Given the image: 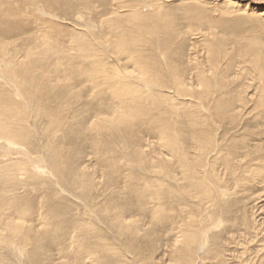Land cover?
I'll list each match as a JSON object with an SVG mask.
<instances>
[{"label":"bare ground","instance_id":"bare-ground-1","mask_svg":"<svg viewBox=\"0 0 264 264\" xmlns=\"http://www.w3.org/2000/svg\"><path fill=\"white\" fill-rule=\"evenodd\" d=\"M1 2L3 1L0 0V4ZM82 2L87 8L88 2ZM124 2L125 5L122 4L123 0L118 3L126 10L123 13L124 20L118 15L121 14L118 11L120 8L112 9L110 14L113 16L104 18L106 27L112 30V37L98 40L99 48L90 38L87 40L89 36L86 33H81L82 38L77 37L75 40L76 53L68 58V64L62 69L72 80L89 82L92 92L89 95L94 101V106L90 114L87 113L81 118L72 113V105L67 98L73 83L60 85L58 89L51 84V73L56 74L57 82L63 79V76L58 74L59 71L56 72L58 66L63 64L60 60L56 62L53 70L48 71L43 66L45 59H37L31 65L40 73H33L32 67L16 60L14 52V55L10 54L9 49L0 44L2 75L6 77V83H10L9 86L14 88V91H9L6 85L0 88V142L6 147H2L1 151L16 149L25 157L21 158L24 159L22 161L10 159L11 155L8 153L3 157L0 155V185L12 186L14 191L17 190L11 194L12 199L20 201L21 189L25 192L30 188L32 192L36 191L32 184L34 181L30 177L37 178L42 184L44 179L53 182L49 172V176H44L45 168L36 169L33 166V162L43 163L45 160L58 180H54L55 183H47L50 187L45 188L46 193L49 190L51 192L49 197L45 194V198L60 197L57 192L51 197L52 192L58 191L60 185L70 193L69 195L79 194L85 199L79 202L80 206L75 207V221L69 218L46 222L38 231L35 230L36 225L34 227L32 221H28L29 216L22 217L24 222L15 223L9 217L5 221L6 231L13 237L20 236L18 240H15V237L5 242L12 254L16 252V264H24L23 260L27 264H45L46 250L41 249V240L57 237L62 228V236L53 244L58 247L56 256L51 258L53 264H153L157 242H168L173 232L174 235L177 234L176 242L184 238L189 244L185 248H176V255H171L170 259H173L175 264L202 263L204 255L202 258L192 257L195 240L201 236L202 215L208 217L200 212V207L202 203H209L207 206L215 209L220 197L210 184V181H219L217 178H211L215 173L212 168L218 159H209V162H199L198 159L203 160L204 146L215 140L213 136L210 138L215 123L227 119L231 123L238 118V113L234 116V108L230 107V98L220 101L218 95L234 91L241 85L244 88L245 85L247 88L251 87L253 81L228 79L233 59L227 57L225 51L220 48L222 44L217 45L207 38L204 41L208 55L207 69L198 65L190 68L184 66L186 61H182L181 49H171L180 33L175 31L171 15L162 14V3L159 0ZM98 16L103 17V14ZM162 17L161 22L159 19ZM235 19L246 21L244 17ZM214 21L212 24L216 23ZM220 26L222 24H219ZM11 32V27L0 26V37L3 39L9 38ZM258 45L256 43L254 47L249 48L251 51H243L244 55L251 57L250 71L255 73L259 68V71H262L258 74L256 88L260 90L255 99L256 105L253 106V109L257 110L264 107L261 105L264 103V49ZM136 46L138 48L134 51ZM115 55H121L125 60ZM253 55L255 58L252 59ZM107 57L111 58L112 62ZM260 62L263 65L259 67ZM179 63L183 64V67ZM192 75L201 90H197L193 83H190ZM14 79L19 81L18 84L11 83ZM243 91L245 90L240 92ZM184 97H188V101L180 102V98ZM20 98L25 100V107H28L25 111L16 101ZM244 106L243 104L240 108ZM179 119L184 121L182 126L179 125ZM144 125L148 126L146 133L157 138L156 148H153V152L158 151L157 155H153V152V156L148 155L147 151L144 153L141 150L143 133H136L135 129ZM184 128L186 129L183 130ZM82 131L87 132L90 150L96 155V159H99L100 167L110 170L106 172L108 179L104 189L102 188L103 191L97 192L99 196L109 192V197L101 202L96 199L98 206H94L89 212V206L94 204L95 177L86 167L80 166L77 157L78 161H75L71 156L64 155L62 138H59H65L67 134L72 133L81 134ZM192 152L196 158L191 161ZM162 153L163 158L158 157ZM234 154L235 151L226 152L220 158L229 175L237 170L229 163L234 159ZM149 173L151 176L147 175ZM123 174L125 196L120 192L121 188L117 190V178ZM177 175L178 179L184 180L181 186L175 183ZM190 191L194 196L190 198L196 199L197 202L187 205ZM62 201L61 203L65 202ZM61 203L59 204L62 209H58V205H51L48 212L52 213L54 210L56 215L63 218L69 215L70 207ZM43 204L44 210L45 203ZM81 206L83 211H80ZM12 212L10 211L9 215ZM40 215V220L44 221V216ZM186 217L193 218L196 224L195 230L184 237L183 234H178V230L186 229ZM139 220L144 221L138 223ZM130 221L135 224H129ZM147 223L152 226L154 224L155 230L147 229ZM165 226H169L171 231L169 228L165 229ZM40 231L46 232L45 236ZM77 231L81 236H85V241L78 245L76 238L79 236L71 237V240L75 238L78 245L77 250L72 253V246L66 242L71 233ZM159 231H162L163 235L153 237L155 232ZM205 232L206 230L203 231ZM196 242L201 246L204 243L200 239ZM27 245L33 249L28 257L25 255L28 252ZM149 247L152 251L148 250L147 253L146 249ZM0 264H4L3 260H0Z\"/></svg>","mask_w":264,"mask_h":264},{"label":"rangeland","instance_id":"rangeland-1","mask_svg":"<svg viewBox=\"0 0 264 264\" xmlns=\"http://www.w3.org/2000/svg\"><path fill=\"white\" fill-rule=\"evenodd\" d=\"M1 1L3 2L0 4V26H5V28L11 27L12 32L9 38L3 39V37H0V44H4V46L9 49L10 54H15L16 60L24 62L25 64L27 63L30 68L35 60L45 59L44 68H47L48 71L53 70V68L56 67V62L60 60L63 64L58 66L56 72L59 71L58 74L63 76V79L57 82L56 74L51 73L53 75L51 84L55 86V89H58L60 85H69L73 83L71 88L72 91L68 92L69 97H67L72 105V113L80 118L87 113L90 114L94 106V101L89 95L90 93L92 94V92H90L89 82L72 80L70 75L66 71H62V69L68 64V58L76 53L77 43H75V40L77 37L82 38L81 33H86L89 36L87 40L90 38L99 48L100 44L98 40L103 41L110 36L112 37V30L106 27L107 24L104 20L113 16L110 12L115 8H120L118 11H120L119 13L121 14L118 15L124 20L123 13L126 10L123 5H125V0H123V5H121V7L118 5L121 0H86L89 4L87 8L84 7L82 0ZM159 1L164 7L162 14L171 15V21L176 27L175 31H177L178 34L180 33L175 39L174 46H171V49L174 50L177 47L181 49L182 61L183 63L186 61L184 66L190 68L198 65L207 69L208 55L204 46L205 38H207L210 41H214L217 45L222 44L223 47L221 46L220 48L225 51L227 57L233 59L228 79L234 78L235 80L240 79V81H253V86L251 87L247 88V85H245L244 88V86L240 84L241 86L236 87L234 91L223 92L218 95L220 101L230 98V101H232L230 107L234 108V116L238 113V118L231 121V123L228 121L229 119L222 121L221 123L223 124L215 123V127L211 129L210 136V138L213 136L215 140L211 144L204 146L203 160L198 159L199 162H209V159H218L215 167L212 168L215 173L211 175V178H217L219 181H210V184L213 186L214 191H217L220 198L215 209L207 206L209 203L203 204L201 202L202 206L200 207V212L205 213L208 217L202 215V224L200 225L201 236L196 240H203L204 243L201 246L200 243L195 240L192 257L202 258L204 255V259H201L202 263L198 261V264H264V107H261L259 110L253 109V106L256 105L255 99L258 97L260 90L256 88L258 86V74L260 72L262 73V71H259L261 69L259 68L255 73L251 72L249 69L251 66V57L243 54L244 50L251 51L249 48L254 47L256 43L264 49V0ZM183 11L185 12L183 13ZM100 13L103 14V17L98 16ZM186 13L188 14L186 15ZM236 17H244L246 21L235 19ZM230 18L233 19L228 23L227 21ZM162 19L163 17L159 20L162 22ZM212 21L217 24H212ZM218 23L220 25L222 24V26L219 27ZM100 24H102V26ZM84 40L85 39H83V41ZM136 48H138V46L134 48V51ZM115 56L121 57L123 61L125 60L121 55ZM109 57L113 59L112 56ZM109 57H107L108 60L112 62ZM184 58L186 60H184ZM253 58H255L254 55L252 56V59ZM34 65L37 66V64ZM260 65L263 64L260 62L258 66L260 67ZM31 71H34L33 73H40L37 69L35 70L34 67L31 68ZM191 77L190 83H193L197 90H201V86L196 83L194 75ZM15 79H17V76H15ZM15 79L13 82L11 81L13 85L19 82ZM61 80L63 81L61 82ZM6 82V77L2 75V70L0 68V88L6 85L9 91H14V88L9 86L10 83ZM241 90L245 91L240 92ZM241 97L243 99H241ZM67 98L65 99L67 100ZM180 99V102L188 101L186 100L188 97ZM16 101L23 107L24 111L28 108L25 107V100L20 98ZM168 103L171 104V102ZM243 104L245 106L240 108ZM261 105L264 106V103H261ZM210 112L213 113L212 111ZM180 120L181 119H179V121ZM183 123L184 121H180L179 125L182 126ZM147 128L148 126L144 125L138 126L135 129L136 133H143L141 137H143L144 146L142 145L143 148H141V150L144 151V153L147 151L146 153L148 155H152L153 153V155H157V150L153 152V148H156L157 145V138L156 136H152V134L146 133L148 130ZM185 129L186 128L183 130ZM184 135L182 136L183 139L185 138ZM59 138H62L61 142H63L64 146V155L71 156L75 161L78 158L79 161H77L80 162V166L86 167L95 177L96 192L93 196L94 204L92 207L89 206V212L94 206H98V204L95 203L96 199L99 202L108 199L109 196L107 195L109 192L100 196L97 192L99 190L103 191L108 179L106 177V172H110V170L108 168L104 170L103 167H100L99 159H96V155L90 150L87 132L84 133L82 131L81 134L75 135L73 133L67 134L65 138L60 136ZM236 146L239 147L237 148ZM2 147L4 149L6 148L5 144L0 142V155H2V157L8 153L11 155L10 159L13 160H22L21 158H25L23 155H20L16 149L2 152ZM231 151H235L236 154H234V159L229 163L235 166L237 170L234 174L229 175L225 170V165L220 162V158L224 153H231ZM163 155L162 153L158 155V157L163 158ZM194 158H196V156L192 152L190 154V160L192 161ZM167 160H169V158H167ZM22 161H24V159ZM26 162H28L27 159ZM39 162L40 161L33 162L34 168H45L46 174H44V176H49L47 175L49 172L51 175L49 177L53 182H48L49 180L44 179L42 184L37 178L30 177L31 180L34 181L32 184L36 187V191L32 192L30 188L28 191L26 189L25 192L24 189H21L19 191L20 201L12 199L11 194L14 191L12 186L0 185V260H3L4 264L17 263L14 257L16 252L12 254L11 250L6 247L5 242L15 237V240H18L20 237H13L9 234V231H6L5 221L9 217H11L15 223L17 221L24 222L22 217L29 216L28 221L31 220L33 226L35 227L36 225L35 230L38 231L46 222L52 223L56 220H69V218L75 221V207L80 206L79 202L85 200L81 198L79 194L75 196L69 195L70 193L68 194L60 185L58 188L59 192L53 191L51 194V197H53L55 192H57L60 197H53L54 199L45 198V194L49 197V193L51 192V190H49L46 193L45 188L47 189L50 187L47 183H55V181L58 182V180H56L50 165L46 163L45 160L43 161L44 164ZM30 163L32 162L30 161ZM147 175L151 176V173ZM122 176H124V174L117 178V190L121 188L120 192L125 196L126 190L123 188L124 178ZM175 180V183L180 186L184 184V180L178 179V175ZM215 188L218 190H215ZM14 192L16 193L17 190ZM122 194L121 196L123 197ZM185 195L189 196L186 193ZM190 197H194L191 191L190 196L187 197L186 200L188 202L187 205L197 202L196 199ZM29 201L30 203H28ZM61 201L64 203H61ZM43 203H45L44 210ZM59 203L70 207L69 215L64 218L56 215L54 210L52 213L48 212L51 205H58V209H62V205L60 206ZM41 207L42 209H40ZM82 207L83 206H81L80 211H83ZM9 210L13 211L11 215H9ZM184 211L188 212L187 209H184ZM40 214L44 216V221L40 220ZM143 221L144 220H139L138 223H143ZM94 223L97 224V222ZM129 224L135 223L130 221ZM195 224L193 218L186 217L184 225L187 227L184 231L178 230V234L181 233L185 237L186 234L188 235L195 230ZM33 226L30 225V227ZM145 227L152 231L156 228L155 225L153 224L152 226L151 223H147ZM165 227V229L169 228V226ZM168 230L171 231L170 228ZM204 230H206L205 233H203ZM48 231L49 230H46V232ZM40 232L45 236L46 232ZM63 232L64 230L62 228V231H59L56 235L57 237L42 238L40 246L42 250H46L44 252L47 256V262H45V264H53L51 258L53 259L58 252V250H56L58 247L53 246V244L56 239L62 236ZM140 233L142 234L143 231L141 230ZM174 234V232L171 233L166 243L165 240L157 242L154 248L155 250L153 249V258L155 259L153 264H175V261L170 259L171 255H176V248H185L186 245L189 244L185 242L184 238H180L179 241L176 242L177 234ZM155 235L162 236L163 232H155L153 237H155ZM77 236H79V238H76ZM71 237H75L79 245L81 241H85V236H81L78 231L71 233L66 244L72 246L71 250L73 253L77 250L78 245H76L75 238L71 240ZM112 243H114V241H112ZM26 249L28 252L25 255L28 257L32 246L27 245ZM146 250L147 253L148 250L152 251L150 247ZM183 256H185V253ZM23 262L24 264L26 263L25 260H23Z\"/></svg>","mask_w":264,"mask_h":264}]
</instances>
